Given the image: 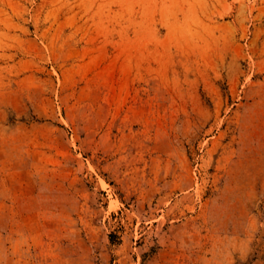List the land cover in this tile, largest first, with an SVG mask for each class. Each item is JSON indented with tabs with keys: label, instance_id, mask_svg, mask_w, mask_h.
Here are the masks:
<instances>
[{
	"label": "rangeland",
	"instance_id": "374dc122",
	"mask_svg": "<svg viewBox=\"0 0 264 264\" xmlns=\"http://www.w3.org/2000/svg\"><path fill=\"white\" fill-rule=\"evenodd\" d=\"M0 264H264V0H0Z\"/></svg>",
	"mask_w": 264,
	"mask_h": 264
}]
</instances>
